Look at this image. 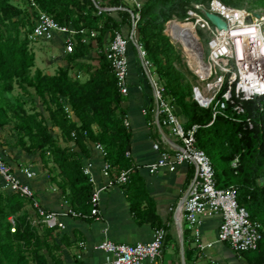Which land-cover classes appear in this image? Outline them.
Instances as JSON below:
<instances>
[{"label": "trees", "instance_id": "trees-1", "mask_svg": "<svg viewBox=\"0 0 264 264\" xmlns=\"http://www.w3.org/2000/svg\"><path fill=\"white\" fill-rule=\"evenodd\" d=\"M22 1L25 6L14 0H0V128L17 119L19 145L28 155L41 160L69 207L83 214V219L91 217L94 187L83 167L89 144L99 143L107 151L113 179L122 171H129V180L121 187L130 197L138 223H159L146 185L126 156L132 147V133L125 124L126 98L119 91L106 54H96L116 31L127 38L132 25L130 12L139 13L138 41L165 89L166 100L174 106L186 130L198 127L195 143L210 158L218 187L235 188L239 205L248 210L252 221L262 225L258 248L242 255L249 264H264V97L249 101L234 97L235 104H242L245 113L238 114L235 104H228L214 117L212 108H202L193 100V86L176 67L181 56L165 34L169 21H185L194 4L209 6L212 0H147L139 8L127 0H96L101 6L127 9L100 14L94 0H35L58 24L76 31L75 50L65 55L68 67H60L54 75L39 69L32 72L36 55L30 35L36 14L28 8L27 0ZM222 1L232 4L231 0ZM258 2L264 4V0ZM92 33L96 36L92 37ZM199 34L197 30L198 37ZM15 85L26 94L32 88L48 118L41 113H27L18 102L13 116H9L12 108L5 102L3 92H12ZM226 90L227 84L223 92ZM52 129L59 133L53 134ZM145 199L152 212L141 210ZM160 228L164 227L159 224L156 229ZM64 239L59 229L41 222L31 208V200L0 186V264H51L57 260L59 241Z\"/></svg>", "mask_w": 264, "mask_h": 264}, {"label": "built area", "instance_id": "built-area-1", "mask_svg": "<svg viewBox=\"0 0 264 264\" xmlns=\"http://www.w3.org/2000/svg\"><path fill=\"white\" fill-rule=\"evenodd\" d=\"M94 1L96 3V0ZM27 2L28 8L36 14L34 30L30 35L32 42L39 40L52 42L61 38L65 55L73 54L76 45L74 40L76 31L74 28L58 24L52 16L40 8L35 0H27ZM133 3L138 8L140 7L137 0H133ZM96 7L99 14L127 10L123 7L101 6L100 3H96ZM130 13L132 25L128 37L126 38L120 31H116L113 38L103 49H98L96 54H106L116 77L119 91L126 98L130 92L129 46L132 45L136 49L143 74L153 89L155 100L153 112L158 116L157 124L158 126L168 127L173 136L179 141L178 145H171L172 149L166 142L167 148H162L158 142L154 144L153 148L159 152V158L156 162L147 166L149 172L156 174L162 169L175 172L184 164L193 166L195 176L189 185L186 197L176 211V219L178 223L185 224L191 230L198 249L203 251L213 247V243L204 244L202 242V227L206 218L219 215L221 223L217 234V242L228 244L238 254L256 250L262 239V225L259 222L252 221L248 210L239 205L235 188L221 189L218 187L215 170L210 158L196 146L195 133L198 127L193 126L190 130H186L175 112L174 106L166 100L165 89L158 81L153 71V65L138 41L137 24L140 14H135L132 11ZM207 13L218 15L226 23V29L220 30L215 26L207 18ZM249 17L250 14L245 11L226 6L219 0H212L209 6L194 4L193 8L188 11V17L184 21V23L194 26L196 36L198 29L210 36L208 60L204 59V49L198 42L200 45L197 53L199 59L194 60L192 58L193 66H191L189 60L188 63L199 78V82L205 84L193 86V100L202 108H212L214 117L221 110L226 109L228 104H235L234 97L240 101L264 97V90H262L264 82L261 81L262 86L256 82L258 77L256 76V62L251 60V56L256 54V49L252 51L248 48L250 41L257 40L258 37H253L257 34L254 31L257 30L260 31L261 40L255 42L254 48H256V43L259 45L260 43L264 44V34L262 32L264 21L260 20L264 17L256 15L254 22L248 23ZM177 21V19H173L168 23H177ZM171 33H169L170 37L180 45L189 59L191 55L187 47ZM249 35L250 37H248ZM91 36L95 37L96 34L92 33ZM240 49L243 50L244 56L240 55ZM232 61L235 62V69L230 66ZM207 65L212 66L210 70ZM226 84L227 90L223 92ZM221 94L220 99L219 95ZM234 109L238 114L245 113L242 104H235ZM66 111L70 114V117H73L69 107L66 108ZM146 112L144 110V113ZM125 124L129 126L127 117ZM249 127L253 128L251 122H249ZM72 136L75 138L76 133H73ZM90 144L104 158L102 174L106 179V183L102 185L97 184L91 171V164L83 167L84 174L88 176L94 187L91 198V217L99 220L101 216L99 209L101 193L110 187L126 184L129 180V171H122L117 179H113L110 174V165L106 160L107 151L104 146L99 143ZM126 156L130 157V152ZM237 163L238 158L233 166L237 167ZM21 173L25 179L17 175L11 165L0 156L2 189L31 200L32 210L41 222L49 228L66 229L63 222V217L66 216L85 217L70 207L62 213L52 212L44 208L40 201L36 199L34 189L30 183L34 179L35 173L30 169L21 170ZM167 236V230L160 228L155 230L153 239L147 243L130 245L105 239L96 245V249L111 256L109 261L101 264H162L161 260Z\"/></svg>", "mask_w": 264, "mask_h": 264}, {"label": "crops", "instance_id": "crops-1", "mask_svg": "<svg viewBox=\"0 0 264 264\" xmlns=\"http://www.w3.org/2000/svg\"><path fill=\"white\" fill-rule=\"evenodd\" d=\"M127 1L134 5L133 0ZM146 1L137 0L139 4ZM58 41L61 42V38H58ZM57 59L59 58L56 57L53 60L52 65L68 67L67 61L58 62ZM129 61L130 92L125 101V107L128 110L127 121L132 133L129 159L137 167L146 185V194L153 202V211L158 216L159 223L155 225L151 222L138 223L136 215L131 210L130 197L125 193L124 188L110 187L101 193L99 220L90 216L85 219L63 217L66 229L59 232L61 236H65V239L59 241L60 251L57 253V260L51 261V264L105 263L111 259V256L96 249L99 242L109 239L116 243L130 245L147 243L153 239L159 224L168 232L162 264H249L242 254L234 252L228 244L217 242L221 223L219 215L204 220L201 240L204 244L213 243L214 245L203 251L197 248L191 230L185 224L178 223L176 211L187 195L195 171L193 166L184 164L175 172L166 169L156 174L149 172L147 166L159 158V152L153 148L154 144L158 142L162 148H167L166 142L172 149V146L178 145L179 141L168 127L157 124L158 116L153 112L155 107L153 89L143 74L138 53L134 47L129 48ZM144 110L147 112L144 113ZM89 149V156L84 159V165L91 164V171L97 184L102 185L106 183L102 174L104 158L92 148V144H89ZM14 153L6 156L0 147V156L22 179L25 178L21 170L30 169L35 173L30 183L36 199L44 208L56 213L66 211L69 205L66 204L62 191L50 181L48 171L39 163L40 159L28 154H20L15 150ZM142 202L141 210L152 212L148 200L145 199Z\"/></svg>", "mask_w": 264, "mask_h": 264}, {"label": "rangeland", "instance_id": "rangeland-1", "mask_svg": "<svg viewBox=\"0 0 264 264\" xmlns=\"http://www.w3.org/2000/svg\"><path fill=\"white\" fill-rule=\"evenodd\" d=\"M221 1L223 4L229 7H234L236 9H239L241 11H245L246 13L250 14V17L248 19V23H253L256 15H261L264 17V4H259L258 0H231L232 4H226L222 0ZM14 3L16 4H21V6H25L24 3L25 1L22 0H14ZM143 3V2H141ZM140 3V5H141ZM198 12V11H197ZM177 23L174 25V27H180L184 29H175L173 33L174 37H177L179 35H184L188 38L191 46L195 50V55L196 59L198 58L197 53H198V45L197 42L201 45V47L204 49L205 56L204 59L207 61L209 57V48H208V43L210 40V36L207 33L202 32L201 30L198 29V32H200L199 37L197 38V42L195 39V35L193 32V29L191 27H187V23H184V21H181L177 19ZM167 26V24H166ZM170 27H173V23H171ZM186 27V28H185ZM169 28L168 30L165 27V34L169 36L171 41L176 47V50L179 52L181 56V60L176 63V67L185 74L187 80L191 83L192 86L196 85H205L202 82H199V78L196 76L195 72L191 69L189 63H188V58L187 55L184 53L183 49L178 45L171 37L170 34L172 29ZM262 32L264 34V23L262 25ZM171 33V34H172ZM202 34V35H201ZM55 41L59 42L57 44ZM55 41L49 42V41H43L39 40L34 42L32 44V49L36 55V63L35 67L33 69V73L39 69L42 72L46 74H55L57 73L58 69L60 68L59 65H52L53 60L57 57L56 61L60 62L66 61L65 53L63 51V45L58 39ZM250 44H252V41H250ZM199 45V46H200ZM132 45L129 46L131 48ZM254 48V47H253ZM252 48V50H253ZM191 53V52H190ZM199 59V58H198ZM55 61V62H56ZM66 64V63H63ZM230 66L235 69L236 65L235 62L232 61L230 63ZM222 67V65H221ZM210 70V67H208ZM73 76L76 75V72L73 71ZM84 80V78H81ZM28 94L24 93L18 85L14 86V90L12 92H3L4 95V100L5 102H8L11 105L12 111L9 112V116H13V110L15 109V104L22 103L24 106V109L27 113L33 114V113H41L43 114L44 117L48 118L49 114L45 110L44 105L41 103V101L35 97L34 90L32 88L28 89ZM17 119H12L11 123L3 128H0V147L1 150L4 152V155L8 156L10 154H15L14 150L19 152L20 154H26L27 153L24 151V149L19 145V132L18 129L16 128L17 124ZM183 123V122H182ZM53 134L57 135L59 132L57 129H52ZM61 141V140H60ZM29 141L27 140V143ZM62 142V141H61ZM64 144V143H63ZM31 156V155H30ZM42 165V168H44L43 163L40 162Z\"/></svg>", "mask_w": 264, "mask_h": 264}, {"label": "bare ground", "instance_id": "bare-ground-1", "mask_svg": "<svg viewBox=\"0 0 264 264\" xmlns=\"http://www.w3.org/2000/svg\"><path fill=\"white\" fill-rule=\"evenodd\" d=\"M260 19V18H259ZM261 21L263 20L264 21V18L263 19H260ZM176 23H173V27L171 28L172 29V31L174 32V30L175 29H184V28H180V27H174V25H175ZM191 27L192 29H193V32H194V35H195V31H194V26L192 25V24H188L187 25V27ZM186 28V27H185ZM254 32H256L257 34L256 35H254L253 37H258L257 38V40H252V44H250V42L248 43V48L250 49V50H252V48L253 47H255V42H257V41H260L261 40V34H260V31L259 30H257V31H254ZM246 33V32H245ZM246 34H248V33H246ZM252 36V35H251ZM248 37H250V35L248 36ZM177 39H179L182 43H183V45H185V47H187V49H188V51H189V54L191 55V56H189V62H190V64H191V66H193V63H192V58H194V60H197L196 59V55H195V50L193 49V47L191 46V44H190V42H189V40H188V38L186 37V36H184V35H179V36H177ZM195 39H196V42H197V38H196V35H195ZM197 45H198V49H199V44H198V42H197ZM264 45V44H263ZM262 45V43H260V45L259 44H257L256 43V48H253V49H256V54L255 55H252L251 56V60L253 61V62H256V76H258L257 78H256V82H258L261 86H262V83H261V81H263L264 82V46ZM261 46V47H260ZM253 51V50H252ZM191 52V53H190ZM251 54H252V52H251ZM240 55L241 56H244V52H243V50H241L240 49ZM207 67H212V66H209V65H207ZM259 68V69H258ZM264 84V83H263ZM257 85V84H256ZM262 90H264V88L262 89Z\"/></svg>", "mask_w": 264, "mask_h": 264}, {"label": "water", "instance_id": "water-1", "mask_svg": "<svg viewBox=\"0 0 264 264\" xmlns=\"http://www.w3.org/2000/svg\"><path fill=\"white\" fill-rule=\"evenodd\" d=\"M206 16L220 30L226 29V23L218 15L207 13Z\"/></svg>", "mask_w": 264, "mask_h": 264}]
</instances>
